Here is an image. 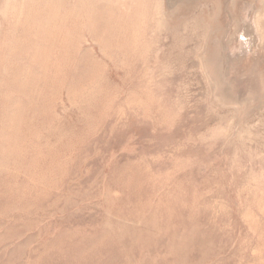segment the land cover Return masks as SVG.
<instances>
[{
	"label": "rangeland",
	"instance_id": "1",
	"mask_svg": "<svg viewBox=\"0 0 264 264\" xmlns=\"http://www.w3.org/2000/svg\"><path fill=\"white\" fill-rule=\"evenodd\" d=\"M0 264H264V0H0Z\"/></svg>",
	"mask_w": 264,
	"mask_h": 264
},
{
	"label": "bare ground",
	"instance_id": "2",
	"mask_svg": "<svg viewBox=\"0 0 264 264\" xmlns=\"http://www.w3.org/2000/svg\"><path fill=\"white\" fill-rule=\"evenodd\" d=\"M54 46V45H53ZM65 49V48H64ZM59 56V55H58ZM17 72V71H16ZM16 84V83H15ZM117 232V231H116ZM138 235V234H137ZM101 237V236H100ZM77 252V251H76ZM107 254V253H106ZM81 255V254H80ZM92 255V254H91ZM85 256V255H84ZM77 258V257H76ZM78 259V258H77ZM80 260V259H79Z\"/></svg>",
	"mask_w": 264,
	"mask_h": 264
}]
</instances>
